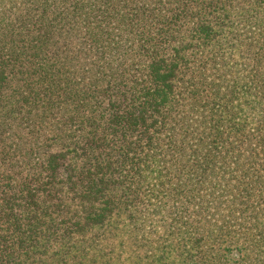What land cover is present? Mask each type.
Instances as JSON below:
<instances>
[{
	"label": "trees",
	"instance_id": "1",
	"mask_svg": "<svg viewBox=\"0 0 264 264\" xmlns=\"http://www.w3.org/2000/svg\"><path fill=\"white\" fill-rule=\"evenodd\" d=\"M0 264H264V0H0Z\"/></svg>",
	"mask_w": 264,
	"mask_h": 264
}]
</instances>
